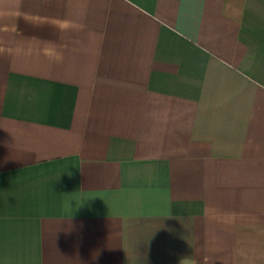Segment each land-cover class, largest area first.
I'll return each instance as SVG.
<instances>
[{
    "label": "crops",
    "instance_id": "1",
    "mask_svg": "<svg viewBox=\"0 0 264 264\" xmlns=\"http://www.w3.org/2000/svg\"><path fill=\"white\" fill-rule=\"evenodd\" d=\"M0 264H264V0H0Z\"/></svg>",
    "mask_w": 264,
    "mask_h": 264
}]
</instances>
